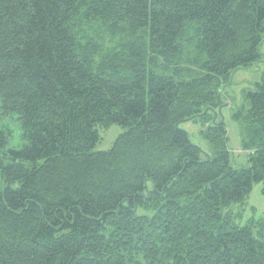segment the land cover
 Segmentation results:
<instances>
[{
  "label": "trees",
  "instance_id": "1",
  "mask_svg": "<svg viewBox=\"0 0 264 264\" xmlns=\"http://www.w3.org/2000/svg\"><path fill=\"white\" fill-rule=\"evenodd\" d=\"M263 47L264 0H0V264H264Z\"/></svg>",
  "mask_w": 264,
  "mask_h": 264
},
{
  "label": "rangeland",
  "instance_id": "2",
  "mask_svg": "<svg viewBox=\"0 0 264 264\" xmlns=\"http://www.w3.org/2000/svg\"><path fill=\"white\" fill-rule=\"evenodd\" d=\"M264 51V47H263ZM262 72L257 69L252 71H239L233 76V84L230 85L226 91V95L235 96V102L241 104L243 102V89L249 87L250 82H260ZM231 100V97H229ZM1 105V99H0ZM228 110L225 112V119L228 126L230 137V149L232 153V166L237 168L247 167L249 165L248 154L241 148V137L236 124L229 121ZM19 122L15 116H6L1 114L0 108V128L9 129L12 131L14 140L13 145L20 142V128ZM184 127L190 136V139L195 144L201 146L203 150H211L208 141L201 135L202 123H183ZM126 131L125 127L114 124L107 130H101V140L95 146V151L110 149L115 140ZM235 214V221L240 225H245L251 220L264 219V193L263 183H255L251 192L248 194L246 201L241 206L239 204L232 206Z\"/></svg>",
  "mask_w": 264,
  "mask_h": 264
},
{
  "label": "water",
  "instance_id": "3",
  "mask_svg": "<svg viewBox=\"0 0 264 264\" xmlns=\"http://www.w3.org/2000/svg\"><path fill=\"white\" fill-rule=\"evenodd\" d=\"M220 113H221V108H220ZM216 116H217V113H216Z\"/></svg>",
  "mask_w": 264,
  "mask_h": 264
}]
</instances>
